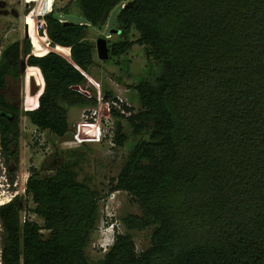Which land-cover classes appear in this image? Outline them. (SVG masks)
I'll return each instance as SVG.
<instances>
[{
	"label": "trees",
	"instance_id": "trees-1",
	"mask_svg": "<svg viewBox=\"0 0 264 264\" xmlns=\"http://www.w3.org/2000/svg\"><path fill=\"white\" fill-rule=\"evenodd\" d=\"M75 0L86 22L44 15L52 50L32 30L4 48L0 60V148L13 179L20 166L21 117L58 137L69 132L68 107L96 106L81 87L95 64L89 28L104 26L117 7L126 34L110 59L135 44L160 62L154 80L134 86L141 110L123 105L139 142L111 191L129 193L142 214L128 229L152 228L138 251L117 234L94 264H264V0ZM44 30H41V34ZM109 44V43H108ZM69 49L70 58L57 47ZM37 72L43 82L34 109L22 114L4 92L9 79ZM107 98L114 99L112 93ZM114 141L123 146L122 127ZM43 170H53L43 176ZM26 196L43 223L23 222L24 200L0 207L3 264H93L86 249L100 221V195L77 179L71 163L31 168Z\"/></svg>",
	"mask_w": 264,
	"mask_h": 264
},
{
	"label": "rangeland",
	"instance_id": "rangeland-1",
	"mask_svg": "<svg viewBox=\"0 0 264 264\" xmlns=\"http://www.w3.org/2000/svg\"><path fill=\"white\" fill-rule=\"evenodd\" d=\"M74 1L0 0V10L8 9L7 13L10 14L12 8L15 9V12L11 13L20 16L13 22L0 18V44L2 46L4 44L6 47L20 39L23 40L33 30L40 47L45 51L52 50L51 41L45 34L46 24L42 27L43 17L53 9H57L65 11L61 16L62 21L69 20L78 24L86 22ZM123 3H127V1H123ZM120 9L121 6L113 10L110 19L104 26H91L87 32L88 41L94 45L95 64L90 68L87 81L81 90L87 96L96 98L98 104L86 107L65 105L68 108L69 132L64 137L42 131L33 125L27 117H21L20 166L16 174L18 185L14 190L20 192L25 203L22 216L24 218L26 215L27 218L39 224L43 223L32 211L35 208L32 199H28L24 192L31 168L43 169L51 166L52 169H55L61 164L71 163L77 179L97 191L101 198L99 202L100 221L86 249L88 259L93 264L104 258L114 244L117 234L132 236L138 251H143L150 248L153 231L152 228L144 231L128 229L124 225L123 219L131 215H141L142 210L129 193L111 191L113 181L119 176L134 147L142 140L148 139L149 135L147 133L135 135L133 127L126 119L113 115L111 112L113 99L107 98V94L112 93L113 97L123 99L134 113H137L141 110V105L134 86L141 81L154 80L161 70L160 62L150 56L144 46L138 44H135L131 50L120 57H114L107 61L99 58L97 43L100 38L108 39L111 50L114 43L125 40L136 42L140 37V33L135 28L126 34L113 33L114 30L122 29L117 21ZM19 10L22 11V16L19 14ZM34 13L36 14L34 15ZM42 29L44 30L43 34H41ZM55 50L70 58L69 49L57 47ZM9 83L8 90L4 92L9 102L18 105L22 114L34 109L38 97L43 91V82L37 72H25L19 80L10 78ZM93 110L104 117L110 115L109 123L104 122L105 136L95 134L93 128L88 125L91 120L88 115ZM118 123L127 136V141L123 146H118L114 141L119 129ZM54 172L53 170H43L41 175L46 176ZM4 202L7 203V199ZM2 255L1 237L0 264H3Z\"/></svg>",
	"mask_w": 264,
	"mask_h": 264
},
{
	"label": "built area",
	"instance_id": "built-area-1",
	"mask_svg": "<svg viewBox=\"0 0 264 264\" xmlns=\"http://www.w3.org/2000/svg\"><path fill=\"white\" fill-rule=\"evenodd\" d=\"M44 26H45V21L43 20L42 27ZM123 105H127V103H125L123 99L115 98L113 99L111 110L116 109L117 111H120L121 114H127L125 110L123 109ZM88 116L91 118V120H89L90 122L88 123V125H90L93 128L95 134L99 136H105L104 122H106L107 124L109 123L110 115L104 117V116L99 115L96 110H93V112H91V114ZM17 185L18 184H17L16 178L13 179L11 175V171L9 167L7 166V163L0 150V207L11 203L18 197H21L20 192H18L17 190H14V188H16ZM24 192L26 195V189L24 190ZM6 199H7V203L4 202V200ZM26 219L27 217L25 215L23 218V222H25ZM1 226L2 225L0 223V234L2 232ZM0 242H1V235H0Z\"/></svg>",
	"mask_w": 264,
	"mask_h": 264
},
{
	"label": "water",
	"instance_id": "water-1",
	"mask_svg": "<svg viewBox=\"0 0 264 264\" xmlns=\"http://www.w3.org/2000/svg\"><path fill=\"white\" fill-rule=\"evenodd\" d=\"M127 1L128 7H133L135 1L134 0H124ZM120 33V31H113V33ZM97 51H98V56L101 60L107 61L110 59V49H109V44H108V39L100 38L97 43Z\"/></svg>",
	"mask_w": 264,
	"mask_h": 264
},
{
	"label": "crops",
	"instance_id": "crops-1",
	"mask_svg": "<svg viewBox=\"0 0 264 264\" xmlns=\"http://www.w3.org/2000/svg\"><path fill=\"white\" fill-rule=\"evenodd\" d=\"M2 2V1H1ZM15 9H10V14L9 13H7V12H9L8 11V9H4L3 10V12L2 13H0V18H2V19H5L6 21H8V22H13L14 20H16V19H18L20 16L18 15V14H13V13H11V12H15L14 11ZM22 11L21 10H19V14L22 16ZM1 19V20H2ZM1 31V30H0ZM20 40H22V39H20ZM0 60H1V54H2V51L4 50V48H5V45L3 44V46H2V44H0Z\"/></svg>",
	"mask_w": 264,
	"mask_h": 264
},
{
	"label": "bare ground",
	"instance_id": "bare-ground-1",
	"mask_svg": "<svg viewBox=\"0 0 264 264\" xmlns=\"http://www.w3.org/2000/svg\"><path fill=\"white\" fill-rule=\"evenodd\" d=\"M42 1H43V0H42ZM42 1L39 0V2H42ZM35 14H36V13H34V15H35ZM42 14H43V13H42ZM58 47H59V46H58ZM63 49H66V48H63ZM58 52L60 53V51H58Z\"/></svg>",
	"mask_w": 264,
	"mask_h": 264
},
{
	"label": "flooded vegetation",
	"instance_id": "flooded-vegetation-1",
	"mask_svg": "<svg viewBox=\"0 0 264 264\" xmlns=\"http://www.w3.org/2000/svg\"><path fill=\"white\" fill-rule=\"evenodd\" d=\"M5 7V6H4ZM4 9H1L0 12H3Z\"/></svg>",
	"mask_w": 264,
	"mask_h": 264
}]
</instances>
